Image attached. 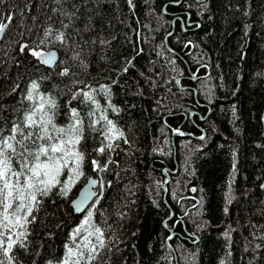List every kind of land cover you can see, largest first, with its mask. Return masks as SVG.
<instances>
[{
  "label": "trees",
  "instance_id": "1",
  "mask_svg": "<svg viewBox=\"0 0 264 264\" xmlns=\"http://www.w3.org/2000/svg\"><path fill=\"white\" fill-rule=\"evenodd\" d=\"M133 3L134 12L126 0H6L0 9L13 13L0 42V124L22 117L29 107L23 90L36 81L39 92L56 100V125L69 122L70 108L85 116L79 147H87L83 175L67 196L54 189L43 198L28 225L27 249L13 248V264L62 259L85 218L74 214L71 201L88 176L104 184L89 208L91 219L107 221L119 239L107 264H264V244L255 249L260 240L252 235L264 233V0ZM48 28L71 34L80 45L45 44L41 50L59 52L54 68L19 51L21 44L39 43ZM62 68L68 75L58 74ZM173 77L181 78L180 85ZM15 84L20 87L13 91ZM104 85L119 109L108 108L107 115L126 132L131 148L124 143L111 154L107 171L95 172L91 149L103 136L88 127L92 106L82 93L73 96L95 89L105 108ZM173 129L189 135L174 137ZM189 153L192 175L185 170ZM164 169L171 176L166 191L156 189L167 180Z\"/></svg>",
  "mask_w": 264,
  "mask_h": 264
},
{
  "label": "snow or ice",
  "instance_id": "2",
  "mask_svg": "<svg viewBox=\"0 0 264 264\" xmlns=\"http://www.w3.org/2000/svg\"><path fill=\"white\" fill-rule=\"evenodd\" d=\"M126 2L130 10L134 12L133 0H126ZM5 4L6 0H0V9L4 8ZM244 15L247 16L248 12L246 11ZM12 20V12L0 11V38H3ZM64 27L68 26L64 25ZM245 27L247 28L248 25ZM53 41L59 42L62 46H67L70 42L77 47L80 46L71 34L66 35L64 31H53L52 28H48L44 31L39 43L35 46L21 44L19 51H27V54L39 63L51 66L55 57L50 52L41 49L45 44ZM101 43L104 44L106 41L101 40ZM142 51L139 49L137 54ZM78 58V53L73 56V59ZM131 63V60L126 61L123 72L128 71ZM68 73L69 69L62 68L58 74L66 76ZM173 80L176 84L180 83L175 77ZM19 87V84H15L12 90L15 91ZM100 91L104 93L107 101L105 108H102L96 100L95 89L89 88L87 91L81 89L73 96L75 99L76 95L82 93L83 102L92 106L86 113L88 127L103 134L100 145L91 149L96 155L90 158L89 164L95 172L107 171L108 165L114 163L110 156L119 148V144L115 141L122 140L131 148V143L124 132L107 115L108 108H111L113 112H119V109L111 103V88L104 85L101 86ZM21 99L29 104L22 117L0 124V264H13L16 259L13 254L14 247L27 249L28 225L36 220L34 210L39 211L43 198L50 195L54 189L67 196L74 179L83 175L82 168L87 152V147H79L81 140L84 139L85 116H82L76 108L68 110L69 122L58 126L53 121L56 100L50 95L45 96L39 92V84L36 81H32L23 90ZM97 125L100 127L97 128ZM172 131L180 136L189 135L179 129ZM206 138V134L198 137L200 141H205ZM101 156L104 157L103 160H100ZM13 161H15V166ZM235 167L234 162L233 172H235ZM185 170L189 175L194 173L191 168L190 153L185 160ZM61 177L64 179L61 180ZM90 183L93 186L92 189L84 193L76 205L82 211L87 201L91 200V204H95L101 195L95 189L98 185L102 187V182L92 180ZM165 184H167L166 179L158 182L156 189L164 188ZM190 191L196 192L197 189L193 187ZM171 195L174 199L178 198L176 192H172ZM225 198L230 204L231 185H229ZM224 211H228L227 207ZM87 215L89 219L83 221L84 228H76L72 235L71 245L65 246V254L61 260L57 261V264H107V260L110 259L108 253L114 247L119 250L117 247L119 239L112 226L108 225L107 221L103 225L94 223L91 219V211H88ZM117 215L123 217L127 214L117 213ZM260 227L264 228V226ZM224 235L230 240L229 233L226 232ZM252 235L254 239L260 240V243L254 245L255 249H260L261 244H264V233L257 236L254 232Z\"/></svg>",
  "mask_w": 264,
  "mask_h": 264
},
{
  "label": "water",
  "instance_id": "3",
  "mask_svg": "<svg viewBox=\"0 0 264 264\" xmlns=\"http://www.w3.org/2000/svg\"><path fill=\"white\" fill-rule=\"evenodd\" d=\"M1 40H2V38H0V42H1ZM166 46H167V48L170 50V47H169V45H168V43H166ZM46 52H50L54 57H55V61H54V63H53V65H51V66H46V65H44V64H42L43 66H45V67H47V68H54V66L55 65H57L58 64V62H59V60H60V55H59V52L56 50V49H50V50H47ZM193 79L195 80V75H194V77H193ZM178 80L179 81H181V78H178ZM178 85H180V83L178 84ZM182 89H185V88H182ZM195 90V92H196V96H197V90L196 89H194ZM205 134V133H204ZM102 136H103V134H102ZM176 136V134H174V137ZM178 165H177V168H176V171L175 172H171L172 174H176L177 172H178ZM168 171H169V169H164L163 170V174L165 175V177L167 178V184H165L164 185V190L166 189V187H167V185L170 183V181H171V176H170V174L168 173ZM92 180H98L96 177H94V176H90L88 179H87V181L85 182V184L79 189V191H78V193L76 194V196L72 199V201H71V206H72V208H73V212H74V214L75 215H77V216H83L86 212H87V210L89 209V205H93V204H91V200H89V201H87L86 202V204L84 205V210L82 211L81 210V208H77L76 207V205L79 203V201L82 199V196H83V194L84 193H86L87 191H89V189H92V185H91V183H90V181H92ZM99 186V185H98ZM97 186V187H98ZM97 187H96V189H97ZM96 189H95V191H96ZM166 191V190H165ZM165 196H166V193H165ZM165 199H166V197H165ZM166 224V223H165ZM171 234H172V236H171V238H169L168 239V241H170L171 239H173V237L175 236V234L173 233V232H171ZM175 253V252H174ZM175 261L176 262H178V260H177V256H176V254H175Z\"/></svg>",
  "mask_w": 264,
  "mask_h": 264
},
{
  "label": "rangeland",
  "instance_id": "4",
  "mask_svg": "<svg viewBox=\"0 0 264 264\" xmlns=\"http://www.w3.org/2000/svg\"><path fill=\"white\" fill-rule=\"evenodd\" d=\"M88 178H89V176L86 177V179L84 180L83 184H85V182L87 181ZM63 179H64V177H61V180H63ZM78 179H79V178H78ZM78 179H74V182H73L71 188L74 187V185L78 182ZM99 179H100V178H99ZM83 184H82V185H83ZM103 185H104V184H103V182H102V187L99 186V190H102V188H104ZM81 187H82V186H81ZM81 187H80V188H81ZM93 205H94V204H93ZM93 205H92L91 207H93ZM88 211H91V210H87V212H88ZM87 212L83 215V216H85L84 220H85V219H89V217H88V215H87ZM84 220H83V221H84ZM83 221H82L81 224L78 225V227H80V228H82V229L84 228V223H83Z\"/></svg>",
  "mask_w": 264,
  "mask_h": 264
},
{
  "label": "flooded vegetation",
  "instance_id": "5",
  "mask_svg": "<svg viewBox=\"0 0 264 264\" xmlns=\"http://www.w3.org/2000/svg\"><path fill=\"white\" fill-rule=\"evenodd\" d=\"M109 117V119H111V117L110 116H108ZM123 131V130H122ZM124 132V134H125V136H126V138H127V135H126V132L125 131H123ZM115 143H118L119 144V148L117 149V151L119 150V149H121L122 147H123V141L122 140H118V141H115ZM122 144V145H121ZM117 151H115V152H117ZM90 177V176H89ZM98 180H100L101 181V179H99V177H96ZM102 182V181H101ZM84 185V184H83ZM82 185V186H83ZM96 191H98V192H102L103 191V188H102V190H99V186L97 187V189H96Z\"/></svg>",
  "mask_w": 264,
  "mask_h": 264
},
{
  "label": "bare ground",
  "instance_id": "6",
  "mask_svg": "<svg viewBox=\"0 0 264 264\" xmlns=\"http://www.w3.org/2000/svg\"><path fill=\"white\" fill-rule=\"evenodd\" d=\"M191 13V12H190ZM180 73V72H179ZM210 76V75H209ZM88 79V78H87ZM209 79V78H208ZM93 81V80H92ZM199 82H202V81H199ZM81 84V83H80ZM93 86V85H92ZM197 86H199L198 84H197ZM112 87V86H111ZM198 88V87H197ZM183 91V90H182ZM187 91V90H186ZM119 113V112H118ZM110 115V114H109ZM204 115V114H203ZM203 128H204V126H203ZM122 145V144H121ZM119 151V150H118ZM175 181V180H174ZM161 182V181H160ZM170 191V190H169ZM170 193V192H169ZM172 196V195H171ZM184 196H186V195H184ZM182 197V196H181ZM197 199V198H196ZM175 200H177V199H175ZM184 202V201H183ZM176 203V202H175ZM171 206V205H170ZM178 215V214H177ZM175 226V225H174ZM178 256V255H177ZM179 261V260H178Z\"/></svg>",
  "mask_w": 264,
  "mask_h": 264
}]
</instances>
